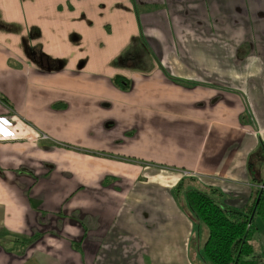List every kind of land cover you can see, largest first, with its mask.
Instances as JSON below:
<instances>
[{
    "label": "crops",
    "instance_id": "0c3cea01",
    "mask_svg": "<svg viewBox=\"0 0 264 264\" xmlns=\"http://www.w3.org/2000/svg\"><path fill=\"white\" fill-rule=\"evenodd\" d=\"M64 3L0 0V264H208L178 200L264 184V0Z\"/></svg>",
    "mask_w": 264,
    "mask_h": 264
},
{
    "label": "trees",
    "instance_id": "16d2710c",
    "mask_svg": "<svg viewBox=\"0 0 264 264\" xmlns=\"http://www.w3.org/2000/svg\"><path fill=\"white\" fill-rule=\"evenodd\" d=\"M185 200L188 218L197 229L206 230L202 252L208 264H261L251 241L256 231L252 217L264 225V192L256 191L244 211L225 209L212 197L193 190L185 194Z\"/></svg>",
    "mask_w": 264,
    "mask_h": 264
},
{
    "label": "rangeland",
    "instance_id": "374dc122",
    "mask_svg": "<svg viewBox=\"0 0 264 264\" xmlns=\"http://www.w3.org/2000/svg\"><path fill=\"white\" fill-rule=\"evenodd\" d=\"M35 2L38 4H35L33 0H30V2L28 0H20V9H21V13H22L23 17H25V14H26V16L29 17L28 12H27V10L29 9V7H28L29 4L36 5V7L38 9H43L41 11V12H43L42 15H44L45 12H47L48 15L50 14V15L56 16L60 19L64 14V4H65L64 0H35ZM130 2L134 8L136 5H140V4H138V0H130ZM147 5H148L147 8H149V9L157 6V4H148V3H147ZM142 8L144 9V7H142ZM30 31H31V35L33 36L34 29H31ZM37 44L40 47L43 45V43L41 41H39V42L37 41ZM185 191H186V188L183 189V191L181 192V196L178 200V202H179L178 204L184 213L186 212ZM174 196H176V194ZM257 220L260 222V224L264 230L263 223L259 219H257ZM199 229H200V233L202 232L201 234L203 235V240H204L206 237V230L203 226H201V228H199ZM197 236H199L198 233H197Z\"/></svg>",
    "mask_w": 264,
    "mask_h": 264
},
{
    "label": "built area",
    "instance_id": "2783aa9c",
    "mask_svg": "<svg viewBox=\"0 0 264 264\" xmlns=\"http://www.w3.org/2000/svg\"><path fill=\"white\" fill-rule=\"evenodd\" d=\"M36 137H38V138H42V139L45 138V136H43V135H40V136L37 135ZM185 175H186V174H185ZM258 189H259V191L264 192V184L260 185Z\"/></svg>",
    "mask_w": 264,
    "mask_h": 264
}]
</instances>
